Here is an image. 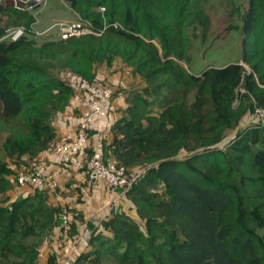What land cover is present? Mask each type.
<instances>
[{
  "label": "trees",
  "instance_id": "1",
  "mask_svg": "<svg viewBox=\"0 0 264 264\" xmlns=\"http://www.w3.org/2000/svg\"><path fill=\"white\" fill-rule=\"evenodd\" d=\"M64 2L98 35L38 41L28 32L29 12L39 7L7 3L0 11V129L7 133L0 145V264H37L39 244L53 229L76 231L75 212L49 204L44 190L13 189L7 160L20 164L53 147L55 154L52 119L72 98L73 87L39 63L63 62L93 83L103 80L94 77V66L113 60L145 83L141 94L118 92L126 106L111 138L103 135L105 125L99 134L105 161L145 166L124 194L136 217L112 212L97 225L108 234L93 225L72 264H264V125L254 118L225 139L243 114L238 99H251L264 112V0H244L234 10L241 21L239 59L198 75L180 61L186 63L198 31L207 35L208 0ZM17 24L25 33L5 38ZM107 86L111 104L117 93ZM91 151L71 153L59 167L83 158L85 174ZM63 208L70 216L65 228ZM47 256V264L60 262L55 253Z\"/></svg>",
  "mask_w": 264,
  "mask_h": 264
},
{
  "label": "rangeland",
  "instance_id": "2",
  "mask_svg": "<svg viewBox=\"0 0 264 264\" xmlns=\"http://www.w3.org/2000/svg\"><path fill=\"white\" fill-rule=\"evenodd\" d=\"M243 3L244 0H208V4L206 5V11L209 19L207 35L205 38H203L201 36L202 32L198 31V37H195L193 39L191 38L189 41L190 49L187 51L188 57H186V63L180 61V63L185 68H187L188 71H190L192 74L198 75L208 66H222L226 63L235 62L239 59L241 54V21L238 17L237 12L234 13V10L236 9V7L242 5ZM29 13L34 16V22L30 25L31 31L28 33H30L31 35L42 33L41 35L33 37L38 41H42L45 38L57 39L58 30L57 27L52 26L54 23L66 21L74 22L80 19V16L77 13L73 12L64 2V0H47V3L41 8L39 7L37 10L30 11ZM10 29L13 31L11 33L13 34V37H18L20 32L25 33L24 26L22 25L17 24L15 26H12ZM6 38L10 39L9 36H7ZM39 65L44 66V69L46 71L48 69L52 70L54 68L57 76L65 83H68L73 87L71 97H73L77 102L78 97H80L79 92H86V87L89 84L90 80H88L87 78H82L72 69L64 67L63 62H53L52 64L51 62H42L39 63ZM243 66L247 71L249 70L247 65ZM112 67H119L120 69H122V67H124V64L120 60H113L110 65H106L104 63L97 64L94 66L93 69L94 77H97V79H99L100 75L102 76L103 72L105 74H109L111 72ZM51 70L48 71L53 72ZM133 77L134 76L132 75V78ZM102 79L105 80V77L102 76ZM105 83L109 85L107 82ZM143 87H145V83L141 81L139 76H136V79L134 77V81H132L128 86H126V90H123V93L126 94L127 92H131L133 94H141ZM236 102V106L240 105L243 114L236 127L226 132L225 139L232 137L238 130H242L250 125L255 124L253 116V110L256 106L255 103L251 99H246L243 102H240V100L238 99ZM157 111L158 108L155 107L153 109V113H157ZM6 134L7 133L5 131L0 129V145ZM108 155L106 157L108 159H111ZM183 156H185V154H183L182 152L180 157ZM25 158H27V161L22 162L20 164H18L19 160L17 159L7 160L8 164L12 167L13 171L15 172L13 175L15 187H13V189L16 187L18 188L20 186L16 181L17 175L23 172L24 168L29 167L36 160H39L37 157H32V159L30 156H25ZM144 169L145 166H137L129 168L128 170L130 171V173H133L135 176H138V173L142 172ZM16 192H19V189H17ZM67 214L69 216L68 211ZM95 222L96 221H94V223ZM69 223L70 219L67 226L69 225ZM81 229L79 230V232L73 231L71 234L68 232V230L65 231L64 229H60L58 235H55L53 233V231L55 230L53 229V231H51L40 242L38 247L40 254L38 255V258L41 259L44 254H48L49 249H51V245L56 241L61 242V245L66 241H70L73 244L76 243L78 246H80L82 241L87 244V236H84V233L86 232L85 228L82 231ZM63 248V245H59V250ZM76 248L77 247H75L74 250L70 251L69 255L78 253ZM64 254L65 252L59 254L61 259L58 261H64L69 257V255L63 257ZM73 257H76V255H74ZM37 264H39V260Z\"/></svg>",
  "mask_w": 264,
  "mask_h": 264
},
{
  "label": "crops",
  "instance_id": "3",
  "mask_svg": "<svg viewBox=\"0 0 264 264\" xmlns=\"http://www.w3.org/2000/svg\"><path fill=\"white\" fill-rule=\"evenodd\" d=\"M105 80L110 85L112 91H115L116 96L113 98L110 104L108 114L102 119L105 125L104 137L108 140L111 138L109 133L110 127L113 125L115 120L121 115V111L126 106L125 95L118 93L121 89L126 88L132 81V73L130 68L122 67H112L109 74L102 73ZM100 75V78H102ZM114 93V94H115ZM80 97H78V102L72 97L70 99L68 107L60 113H57L52 119V124L56 128V139L55 144L73 139L76 135L77 125L81 113L85 110L87 106L86 92H79ZM102 135V136H103ZM100 137L99 134H92L89 138L90 147H92ZM38 159L42 163L48 165L49 171L54 175L55 180L59 185L60 192L55 193L52 191H45L46 198L49 204L58 207H69L75 212V217L72 219L75 222V230L79 232L85 228V231L93 230V225L96 227L99 225L105 217H107L112 212L114 213H129L132 217H136V213L129 199L122 194L113 193L108 190L104 185L103 181L98 180L96 182L86 179L83 173L82 164L84 162L83 158H78L74 160L69 166L65 168H60L56 164V155L54 154V147L50 150H46L38 156ZM19 192L23 193L28 189L27 186H22ZM94 221H96L94 223ZM96 232H102L108 234L102 226H97L95 228ZM55 235H58L59 229L55 228L53 231ZM59 245H63V249L59 250ZM61 245V242L56 241L51 245L48 253H55L57 256V262L60 260L59 254L65 252L64 256L70 254V251L76 250L79 252L85 248L86 243L81 242L80 246L76 243L66 241ZM48 254H44L41 259H39V264H47ZM70 256V255H69Z\"/></svg>",
  "mask_w": 264,
  "mask_h": 264
},
{
  "label": "built area",
  "instance_id": "4",
  "mask_svg": "<svg viewBox=\"0 0 264 264\" xmlns=\"http://www.w3.org/2000/svg\"><path fill=\"white\" fill-rule=\"evenodd\" d=\"M4 1L5 0H0V5L3 4ZM39 3L45 5L46 0H39ZM101 9L103 10V8ZM52 26L57 27V36L62 40L80 37L86 34H97L93 31L88 21L82 19L74 22H56ZM12 32L10 28L6 30L7 36L14 40L17 36L13 37V34H11ZM41 34L42 33H37L35 36ZM86 98L87 106L80 115L74 139L65 141L55 148L56 164L58 166L64 165L66 161L69 160L71 153H77L81 156L86 155L88 146H90V133L97 132L100 134L104 129L102 119L107 115L111 98L109 87L101 80L89 83L86 87ZM253 116L260 125H264V112L261 108L255 106ZM102 138L103 136L100 135L91 147L92 151L85 160V174L93 183L101 180L110 192L124 195L131 187L136 176L130 173L123 165L113 160H104ZM36 161L33 163V166L24 168L23 172L18 174L16 178L18 185L27 186L31 195H34L38 190L59 193V185L54 175L49 171L48 165L42 162L36 164ZM61 214V226L66 227L70 219L67 214V209L63 208ZM84 236H87L86 240H89L90 231H86ZM74 255L75 254L70 255L67 259L57 264H72Z\"/></svg>",
  "mask_w": 264,
  "mask_h": 264
},
{
  "label": "water",
  "instance_id": "5",
  "mask_svg": "<svg viewBox=\"0 0 264 264\" xmlns=\"http://www.w3.org/2000/svg\"><path fill=\"white\" fill-rule=\"evenodd\" d=\"M39 5V0H27V1H22V0H17L16 1V8L19 9H30V8H37ZM0 10H2V6H0Z\"/></svg>",
  "mask_w": 264,
  "mask_h": 264
},
{
  "label": "clouds",
  "instance_id": "6",
  "mask_svg": "<svg viewBox=\"0 0 264 264\" xmlns=\"http://www.w3.org/2000/svg\"><path fill=\"white\" fill-rule=\"evenodd\" d=\"M16 1H17V0H15V1H13V0H5V1L3 2V4H1L0 6H2V9H3V6H4L5 4H7V3H11V4L16 8V6H15V5H16ZM22 1L25 2V1H27V0H22ZM46 3H47V0H46ZM42 6H43V5H41V4L39 3L38 7L41 8ZM18 9H19V8H18ZM30 9H32V8H30ZM37 9H38V8H37ZM100 10H102V9L100 8ZM0 11H1V10H0ZM80 19H81V18H80ZM11 27H12V26H11ZM11 27H8V28H11ZM8 28H7V29H8ZM7 29H6V30H7ZM96 33H97V32H96ZM22 34H23V32H21V33L18 35V37H20ZM97 34H98V33H97ZM6 36H7V33H6ZM6 36H5V38H6ZM32 36H35V35H32ZM18 37H16V39H17ZM16 39H14V40H16ZM57 39H59L58 36H57ZM11 40H13V39H11ZM61 40H62V39H61Z\"/></svg>",
  "mask_w": 264,
  "mask_h": 264
}]
</instances>
